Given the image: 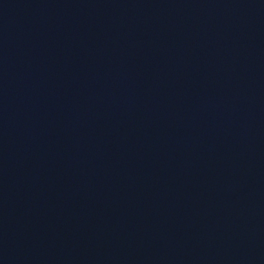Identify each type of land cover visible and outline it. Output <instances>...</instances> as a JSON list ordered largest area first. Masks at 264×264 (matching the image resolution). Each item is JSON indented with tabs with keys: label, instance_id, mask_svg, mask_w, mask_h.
Instances as JSON below:
<instances>
[{
	"label": "water",
	"instance_id": "95a60500",
	"mask_svg": "<svg viewBox=\"0 0 264 264\" xmlns=\"http://www.w3.org/2000/svg\"><path fill=\"white\" fill-rule=\"evenodd\" d=\"M0 264H264V0H0Z\"/></svg>",
	"mask_w": 264,
	"mask_h": 264
}]
</instances>
